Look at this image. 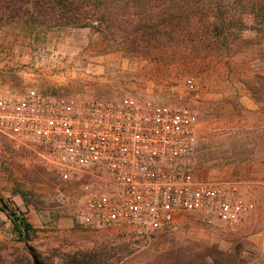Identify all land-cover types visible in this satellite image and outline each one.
Instances as JSON below:
<instances>
[{
  "label": "rangeland",
  "instance_id": "obj_1",
  "mask_svg": "<svg viewBox=\"0 0 264 264\" xmlns=\"http://www.w3.org/2000/svg\"><path fill=\"white\" fill-rule=\"evenodd\" d=\"M163 50L158 60L160 51L134 53L93 28L15 23L0 27V91L190 105L200 114L197 176L215 182L252 174L264 133L262 80L255 91L246 84L255 61L249 67L245 54L226 58L202 49L192 58ZM258 72L264 76V69ZM0 200V208L6 204L33 226L28 244L18 241L8 212L0 210V264H23L26 246L45 264H204L210 258L208 264H264V201L253 199L256 211L234 231L182 216L175 231L143 247L116 233L90 236L76 220L84 202L77 188L39 164L28 146L1 134Z\"/></svg>",
  "mask_w": 264,
  "mask_h": 264
},
{
  "label": "built area",
  "instance_id": "obj_2",
  "mask_svg": "<svg viewBox=\"0 0 264 264\" xmlns=\"http://www.w3.org/2000/svg\"><path fill=\"white\" fill-rule=\"evenodd\" d=\"M199 120L193 106L152 99L0 91V134L77 188L84 200L78 224L142 247L175 231L182 216L232 231L249 218L239 182L198 180Z\"/></svg>",
  "mask_w": 264,
  "mask_h": 264
},
{
  "label": "trees",
  "instance_id": "obj_3",
  "mask_svg": "<svg viewBox=\"0 0 264 264\" xmlns=\"http://www.w3.org/2000/svg\"><path fill=\"white\" fill-rule=\"evenodd\" d=\"M15 23L93 28L134 53L160 51L158 60H164V48L192 58L202 49L226 58L245 54L256 69L247 86L255 91L260 80L264 86L258 72L264 69V0H0V27ZM0 210L8 212L17 240L28 244L31 225L6 204ZM26 250L23 264H45L30 246Z\"/></svg>",
  "mask_w": 264,
  "mask_h": 264
},
{
  "label": "crops",
  "instance_id": "obj_4",
  "mask_svg": "<svg viewBox=\"0 0 264 264\" xmlns=\"http://www.w3.org/2000/svg\"><path fill=\"white\" fill-rule=\"evenodd\" d=\"M258 105L264 106V101L258 102ZM198 140H199V130H198ZM257 141L258 143L255 152L257 159L255 165L253 166V169L251 170L253 173L248 174L246 176L239 175V176L227 178L239 182L241 195L246 199V201L250 204L251 207V212L248 220L252 217V215L256 211V205L253 202V199L256 201H260V200L264 201V133H262L261 136H259V139ZM198 171H199V164L197 168V173ZM249 177H252L250 178L252 180H250ZM197 178L198 180L206 181V180H202L199 176H197ZM84 233L90 236L97 235L94 237H98L99 235H103L106 233H114V232L86 229Z\"/></svg>",
  "mask_w": 264,
  "mask_h": 264
}]
</instances>
